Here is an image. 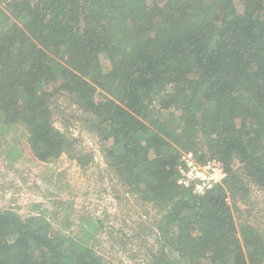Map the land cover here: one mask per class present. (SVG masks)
<instances>
[{
	"label": "trees",
	"instance_id": "1",
	"mask_svg": "<svg viewBox=\"0 0 264 264\" xmlns=\"http://www.w3.org/2000/svg\"><path fill=\"white\" fill-rule=\"evenodd\" d=\"M56 120L100 139L116 200L155 209L131 258L264 264V233L230 202L264 189V0H0L1 157L86 167ZM185 152L227 177L202 195L180 184ZM51 202L0 207V264H119L96 249L113 225Z\"/></svg>",
	"mask_w": 264,
	"mask_h": 264
},
{
	"label": "rangeland",
	"instance_id": "2",
	"mask_svg": "<svg viewBox=\"0 0 264 264\" xmlns=\"http://www.w3.org/2000/svg\"><path fill=\"white\" fill-rule=\"evenodd\" d=\"M64 96L59 98V103L68 106L69 97ZM55 123L80 138L81 147L92 161L82 167L64 154L56 161L39 162L26 156L11 164L0 154V207L16 209L25 215L36 202L53 206L51 201L59 200L65 206L63 209L93 211L106 225L114 227L107 228L97 239L96 249L119 264H144L142 258H131L127 252L132 247L129 237L141 231L143 224L153 225L157 218L155 209L140 204L127 193L126 198L116 200L113 175L107 170L100 139L83 130L80 124L68 131L60 120ZM230 202L239 227H251L264 233V189L252 186L250 194L232 195ZM119 229L124 232H117Z\"/></svg>",
	"mask_w": 264,
	"mask_h": 264
},
{
	"label": "built area",
	"instance_id": "3",
	"mask_svg": "<svg viewBox=\"0 0 264 264\" xmlns=\"http://www.w3.org/2000/svg\"><path fill=\"white\" fill-rule=\"evenodd\" d=\"M179 174V183L185 186L193 185L195 192L200 195L227 177L222 162L212 159L202 163L193 152L183 154Z\"/></svg>",
	"mask_w": 264,
	"mask_h": 264
}]
</instances>
